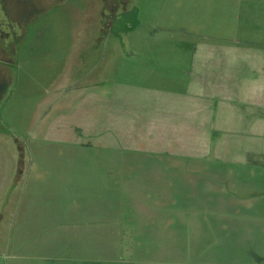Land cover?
Wrapping results in <instances>:
<instances>
[{"label":"rangeland","instance_id":"1","mask_svg":"<svg viewBox=\"0 0 264 264\" xmlns=\"http://www.w3.org/2000/svg\"><path fill=\"white\" fill-rule=\"evenodd\" d=\"M16 2L0 264H264V0Z\"/></svg>","mask_w":264,"mask_h":264},{"label":"crops","instance_id":"2","mask_svg":"<svg viewBox=\"0 0 264 264\" xmlns=\"http://www.w3.org/2000/svg\"><path fill=\"white\" fill-rule=\"evenodd\" d=\"M4 137H6L7 139L8 137L7 134L5 135L3 131L0 132V141H2ZM2 148H4L3 145H2ZM16 156L18 157L17 152L15 153V159H16ZM4 161L9 163L10 169H7V168L4 169ZM0 166H2L0 168V207H2V204H6V205H8L9 203L11 204V198H10V195H8L9 189H10L9 187L10 186V174L11 172H14L15 169H12V162H11L9 151L0 152ZM17 179H19L18 183H20V179H22V170H21V176ZM18 183L14 184L13 194L17 190ZM0 212H1V208H0ZM3 217L4 216L0 214L1 222H2ZM1 225L2 224H0V229L2 228Z\"/></svg>","mask_w":264,"mask_h":264},{"label":"flooded vegetation","instance_id":"3","mask_svg":"<svg viewBox=\"0 0 264 264\" xmlns=\"http://www.w3.org/2000/svg\"><path fill=\"white\" fill-rule=\"evenodd\" d=\"M16 1L17 0H0V21L4 20L5 18H9V15L19 10V8L16 7ZM20 1L21 0H19V2ZM1 33L4 35L6 34L4 31H1Z\"/></svg>","mask_w":264,"mask_h":264}]
</instances>
